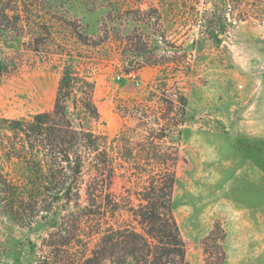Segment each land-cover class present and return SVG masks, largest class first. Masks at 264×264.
<instances>
[{
	"label": "rangeland",
	"instance_id": "rangeland-1",
	"mask_svg": "<svg viewBox=\"0 0 264 264\" xmlns=\"http://www.w3.org/2000/svg\"><path fill=\"white\" fill-rule=\"evenodd\" d=\"M0 9V176L17 183L21 173L3 156L14 134L1 120L51 111L68 64L94 82L100 116L72 121L106 136L99 152L117 170L100 211L87 206L86 184L77 207L61 202L35 222L0 209V264H112V248L99 249L112 238V193L141 192L167 169L187 264H264V0H0ZM163 130L157 152L140 148ZM69 212L80 222L66 223Z\"/></svg>",
	"mask_w": 264,
	"mask_h": 264
},
{
	"label": "trees",
	"instance_id": "trees-1",
	"mask_svg": "<svg viewBox=\"0 0 264 264\" xmlns=\"http://www.w3.org/2000/svg\"><path fill=\"white\" fill-rule=\"evenodd\" d=\"M5 17V9H0V30ZM94 88L86 73L80 74L68 64L58 82L51 111L30 119L1 120L14 134L10 147L2 144L3 156L15 160L21 173L17 183L0 176V209L18 225L26 220L35 222L43 214L53 215L51 211L61 202L67 208L77 207L85 184L89 208L100 211L108 206L102 188L108 187L106 179L110 182L115 178L117 170L112 160L99 152L107 138L72 121V116L79 120L81 115L99 119ZM165 131L146 132L140 148L157 152L159 142L168 136ZM168 161L162 159L161 163L167 165ZM85 171L93 177L90 183L84 180ZM175 182L174 171L167 169L149 175L141 192L128 188L121 195L112 193V238H101L99 246L100 251L112 248V264H187L184 242L173 216ZM133 197L140 203L132 204ZM70 213L66 223L80 222ZM95 215L96 211H91L83 216ZM64 245L50 244L49 249Z\"/></svg>",
	"mask_w": 264,
	"mask_h": 264
},
{
	"label": "built area",
	"instance_id": "built-area-1",
	"mask_svg": "<svg viewBox=\"0 0 264 264\" xmlns=\"http://www.w3.org/2000/svg\"><path fill=\"white\" fill-rule=\"evenodd\" d=\"M129 76H132V77H134L132 73H130V74H129ZM117 78H120V77L118 76ZM135 84H136V85H138V84H139V82L136 80V81H135Z\"/></svg>",
	"mask_w": 264,
	"mask_h": 264
},
{
	"label": "flooded vegetation",
	"instance_id": "flooded-vegetation-1",
	"mask_svg": "<svg viewBox=\"0 0 264 264\" xmlns=\"http://www.w3.org/2000/svg\"><path fill=\"white\" fill-rule=\"evenodd\" d=\"M140 49H141V48H140ZM132 52H133V49L131 50V54H132ZM142 52H143V51H142ZM142 52H141V53H142Z\"/></svg>",
	"mask_w": 264,
	"mask_h": 264
}]
</instances>
